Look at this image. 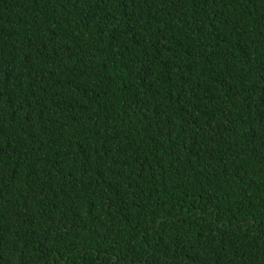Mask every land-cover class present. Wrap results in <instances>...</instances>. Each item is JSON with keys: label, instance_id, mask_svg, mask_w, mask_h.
Instances as JSON below:
<instances>
[{"label": "trees", "instance_id": "1", "mask_svg": "<svg viewBox=\"0 0 264 264\" xmlns=\"http://www.w3.org/2000/svg\"><path fill=\"white\" fill-rule=\"evenodd\" d=\"M0 264H264V0H0Z\"/></svg>", "mask_w": 264, "mask_h": 264}]
</instances>
